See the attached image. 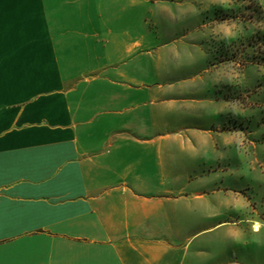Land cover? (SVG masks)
<instances>
[{"label": "crops", "instance_id": "1", "mask_svg": "<svg viewBox=\"0 0 264 264\" xmlns=\"http://www.w3.org/2000/svg\"><path fill=\"white\" fill-rule=\"evenodd\" d=\"M141 5L0 0V264H198Z\"/></svg>", "mask_w": 264, "mask_h": 264}, {"label": "rangeland", "instance_id": "2", "mask_svg": "<svg viewBox=\"0 0 264 264\" xmlns=\"http://www.w3.org/2000/svg\"><path fill=\"white\" fill-rule=\"evenodd\" d=\"M141 1L135 75L186 146L180 187L202 198L187 210L191 251L264 264V0Z\"/></svg>", "mask_w": 264, "mask_h": 264}]
</instances>
